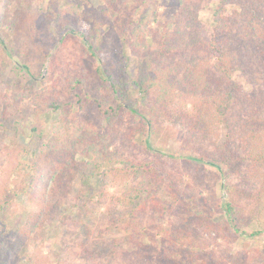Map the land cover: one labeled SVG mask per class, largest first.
Masks as SVG:
<instances>
[{
  "label": "trees",
  "instance_id": "trees-1",
  "mask_svg": "<svg viewBox=\"0 0 264 264\" xmlns=\"http://www.w3.org/2000/svg\"><path fill=\"white\" fill-rule=\"evenodd\" d=\"M90 1L71 5L66 15H58L55 27L65 32L64 42L83 40L84 56L90 54L98 63L67 83L72 93L68 101L48 102L46 110L59 112L61 120L51 126L49 141L31 152L30 162H17V172L29 179L12 188L9 176L0 185V264H12L46 225L61 223L70 231L86 225L84 221L69 222L63 209V199L77 181L79 200L94 202L97 198V204L107 206L105 231L126 232L119 239L97 244L94 251L111 257L116 254V264H121L133 250L139 262L145 249L139 231L148 212L147 201L154 197L152 188H162L177 200L184 179H175L159 162L137 164L119 153L116 144L124 143L123 130L129 118H137L145 130L130 134V141L166 123L180 134L183 150L194 152L198 162L214 169L229 195L223 210L230 228L235 229L234 238L255 237L264 231L260 221L264 214V0H217L212 26L205 24L200 14L215 0H175L180 5L172 16V27L164 32L152 27L159 17L155 0H103L107 6L101 5L96 15L81 12ZM8 22L3 30L10 34L13 30ZM111 37L124 45L106 60L102 55ZM9 51L15 52V48L1 31L0 52ZM23 68L31 74L30 64L24 63ZM236 72L244 84L235 79ZM131 89L151 103L149 113H141ZM4 104L0 99V111ZM86 109L98 117L95 128L81 116ZM79 147L85 159L79 160ZM4 172L7 174L6 169ZM258 186L262 192L253 195ZM119 187H125L123 196L110 194L112 188ZM20 194H25L33 212L14 232L10 247L7 218ZM247 197L256 200L259 210H252L245 219ZM186 212L188 216L196 214L191 208ZM199 218L211 223L204 214ZM252 223L259 229L252 231ZM179 227L168 233L172 244L180 243L188 231L184 225ZM231 252L228 250L222 260L215 256L210 260L188 258L182 253L174 262L165 260L172 264H264L259 252L252 258ZM71 256L68 253L66 259L73 260Z\"/></svg>",
  "mask_w": 264,
  "mask_h": 264
},
{
  "label": "rangeland",
  "instance_id": "rangeland-1",
  "mask_svg": "<svg viewBox=\"0 0 264 264\" xmlns=\"http://www.w3.org/2000/svg\"><path fill=\"white\" fill-rule=\"evenodd\" d=\"M83 1L0 0V32L8 37V42L15 48V52H0V99L5 101L0 111V185L9 176L12 188L21 186L29 179L27 174L17 172V162H30L31 152L49 141L52 137L51 126L61 120L59 112L46 110L48 102L68 101L72 93L68 91L67 83L82 75L84 70L92 71L98 63L90 54L84 56L83 40L72 38L64 42L65 32L60 26L55 27L59 14L66 15L65 11L71 5H83ZM155 1L159 17L152 27L164 32L172 27V16L180 3L175 0ZM217 2L207 3L201 11L202 21L209 26L213 25V8L218 5ZM101 5L107 6L103 0H91L89 4H84L81 12L96 15ZM6 19L9 21L7 25L13 30L10 34L3 30ZM123 45L121 40L111 37L105 43L102 57L111 59L112 52L120 50ZM24 63L30 64L31 74L23 68ZM131 66L134 71V64ZM235 79L244 84L238 72ZM131 95L142 114L150 112L149 101L141 99L135 89H131ZM87 112L81 116L89 126L95 128L99 123L98 117L94 111ZM127 120L129 122L123 130L125 141L116 144L119 153L137 164L159 162L166 171L175 175V179L183 178L184 183L183 189L180 188L183 193L179 192L177 200L162 188H152L154 197L147 201L148 212L144 215V226L139 231L145 249L140 252L139 262H136L138 253L129 250L130 254L121 264H172L165 259L174 262L178 253L188 258L193 256L210 260L215 256L222 260L228 250L245 258H252L258 252V255L264 256V231L255 237L234 238L235 229L230 228L223 210L229 195L223 190L222 181L217 178L212 167L196 160L194 152L181 148L179 133L165 123L154 131L147 130L144 135L142 133L145 130H142L137 118ZM138 131L142 133L133 142L130 141V134ZM149 147L155 149L156 153L150 151ZM78 150L79 160L85 159L82 147ZM71 186L72 191L63 199V209L69 222L80 224L84 221L86 225L71 231L61 223L54 227L46 225L26 243L12 264H59V261L62 264L117 263L116 254L111 257V254L100 253V250L95 252L94 248L108 239H119L125 231L106 232L104 219L107 206L97 204V198L94 202H86L84 198L79 200L78 181ZM124 191L125 187L112 188L110 194L121 197ZM260 192L262 190L258 186L252 194L258 195ZM244 204L245 219L250 217L252 210H259L254 198L247 197ZM187 208L196 214L188 216ZM32 212L25 194L16 196L13 210L7 218L6 240L10 247L14 242V232L24 226ZM202 214L210 218L211 223L199 218ZM260 221L264 222V214L260 215ZM179 225H184L188 231L180 243L172 244L168 233L178 231ZM250 229L256 231L259 229L258 224L252 223ZM68 253H72L73 260L66 259Z\"/></svg>",
  "mask_w": 264,
  "mask_h": 264
}]
</instances>
